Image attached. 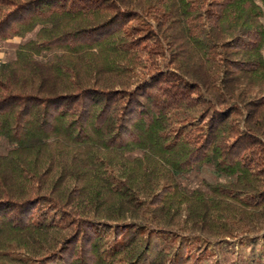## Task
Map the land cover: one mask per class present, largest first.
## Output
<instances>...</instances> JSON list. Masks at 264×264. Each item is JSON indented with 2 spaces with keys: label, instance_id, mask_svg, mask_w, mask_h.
<instances>
[{
  "label": "trees",
  "instance_id": "16d2710c",
  "mask_svg": "<svg viewBox=\"0 0 264 264\" xmlns=\"http://www.w3.org/2000/svg\"><path fill=\"white\" fill-rule=\"evenodd\" d=\"M33 30L0 61V264L264 239V0H0V43ZM203 165L230 180L185 189Z\"/></svg>",
  "mask_w": 264,
  "mask_h": 264
},
{
  "label": "rangeland",
  "instance_id": "374dc122",
  "mask_svg": "<svg viewBox=\"0 0 264 264\" xmlns=\"http://www.w3.org/2000/svg\"><path fill=\"white\" fill-rule=\"evenodd\" d=\"M35 32L36 30H33L23 37H15L0 43V61L13 58L18 46L27 39L33 38ZM140 63L141 66L137 72L140 76H144L152 68L160 66V59L154 55L143 53ZM9 148V144L0 138V153L6 152ZM228 180L230 177L215 171L208 165L200 166L186 175L179 176V181L187 190L203 188V181L222 182ZM157 232L158 234H151V249L138 264H148L160 245L166 242H171L178 247V250L176 249L179 253V255L176 254L178 264H264V239L259 234L224 243L217 240L197 242L198 239L195 237L184 235L174 237L160 231Z\"/></svg>",
  "mask_w": 264,
  "mask_h": 264
}]
</instances>
